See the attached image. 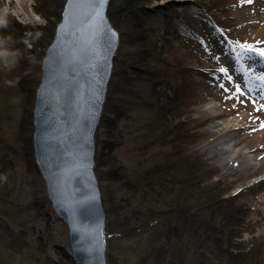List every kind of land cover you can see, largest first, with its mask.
<instances>
[{"label": "trees", "instance_id": "16d2710c", "mask_svg": "<svg viewBox=\"0 0 264 264\" xmlns=\"http://www.w3.org/2000/svg\"><path fill=\"white\" fill-rule=\"evenodd\" d=\"M154 1L160 0H110L107 8L109 19L119 31L120 44L95 136L96 175L116 185L117 190L104 188L105 235L109 238L114 232L142 229L146 232L143 238L148 240L149 264H203L199 261L202 255H196L195 260L192 255L198 249L206 253L210 243L217 248L224 241L227 247L244 226L247 210L242 206L230 212L221 206L211 210L206 205L202 210L198 205L189 207L190 197L192 203L200 197H210L202 193L206 185L198 183L201 162L196 161L195 170L187 162L188 130L183 116L186 93L177 79L189 70L181 60L184 52L203 57L204 48L196 45L195 39L202 43L203 34L226 24L213 11L224 2L165 0L155 6ZM63 2L34 0L35 12L45 18L44 23L35 25L22 24L6 9L0 10V45L9 46L7 41L11 42L9 49L18 60L22 89L30 84V63L26 60L32 61L28 56L36 53L33 61L39 71ZM222 32L227 37V32ZM24 39H29L32 47L26 48ZM210 48L218 53L215 45ZM34 80L37 84L38 78ZM33 94L32 89L31 105ZM28 114L32 121L31 112ZM126 142L130 147L125 154ZM32 163L36 167L34 159ZM211 175L212 172L202 175L201 182ZM221 195L218 192L216 199H221ZM214 199L209 203L214 204ZM0 231L8 239L5 242L9 249L23 252L28 245L22 231H13L1 217ZM30 250L31 260L61 264L45 253L43 243ZM62 252L69 256L64 249ZM186 254L194 262L186 260ZM229 257L235 262L243 259L240 253L231 251Z\"/></svg>", "mask_w": 264, "mask_h": 264}, {"label": "rangeland", "instance_id": "374dc122", "mask_svg": "<svg viewBox=\"0 0 264 264\" xmlns=\"http://www.w3.org/2000/svg\"><path fill=\"white\" fill-rule=\"evenodd\" d=\"M221 1L223 5L213 11L226 24L218 25L217 29L213 27L210 34H203L202 43L195 39L196 45L202 44L204 48L203 57H191L184 52L181 60L189 70L177 79L183 83L186 93L183 116L188 130L187 162L194 170L198 167L196 161L201 162L198 183L206 185L202 193L210 197H200L196 203H192L190 197L188 203L193 208L198 205L200 210L203 205L208 210L221 206L228 212L242 206L247 213L244 226L240 227L242 231L229 240L228 248L224 241L219 243L218 249L210 243L206 253L198 249L192 256L195 260L196 255H202L199 261H204L203 264H264V127L261 126L264 123V88L256 79L264 73V57L258 54L237 57L241 51L239 46L244 42L256 47L264 44V32L260 28L264 23V0ZM33 4L34 0H0V10L6 9L22 24L44 23L45 18L35 12ZM20 6L22 11L19 13L17 8ZM29 10L38 15V20L26 15ZM222 31L227 32V37L221 35ZM28 40L24 39L26 48L32 47ZM7 44L11 46V42L7 41ZM214 45L217 54L210 48ZM9 46L0 47V217L13 231H22L28 245L23 252L9 249L5 242L8 239L2 237L0 231V263L41 264L31 260L29 252L38 243H43L45 253L52 259L61 264H78L69 254L66 224L52 209L43 178L32 163V121L28 112L32 109L34 79L40 73L33 61L37 54L30 53L28 57H32V61L26 60L30 63V84L22 89L18 81V60L11 55ZM222 67L228 68L233 77L231 81L220 71ZM246 69L251 71L246 72ZM237 83L244 89L243 94H237L239 99L232 95ZM206 103H212L215 112H211ZM230 119L234 124H230ZM219 136L231 137L226 149H219V145L213 143ZM129 147L128 142L123 145L125 154ZM253 152H259L257 159L245 157L246 153ZM211 172L212 175L201 182L202 175ZM98 181L103 197L106 186L116 190V185L111 182ZM218 192H222L221 199L215 197ZM213 197L216 201L210 204ZM103 202L105 206L104 199ZM144 232L137 228L133 233L114 232L109 238L106 236L107 263L149 264L148 240L143 238ZM62 249L69 256H65ZM230 251L240 253L243 257L240 263L230 261ZM192 256L186 254V260L193 261Z\"/></svg>", "mask_w": 264, "mask_h": 264}, {"label": "water", "instance_id": "95a60500", "mask_svg": "<svg viewBox=\"0 0 264 264\" xmlns=\"http://www.w3.org/2000/svg\"><path fill=\"white\" fill-rule=\"evenodd\" d=\"M95 3L64 0L40 61L31 110L33 158L51 207L66 224L69 254L78 264H108L95 135L119 32L107 14L109 0L102 16Z\"/></svg>", "mask_w": 264, "mask_h": 264}, {"label": "snow or ice", "instance_id": "6c2138e0", "mask_svg": "<svg viewBox=\"0 0 264 264\" xmlns=\"http://www.w3.org/2000/svg\"><path fill=\"white\" fill-rule=\"evenodd\" d=\"M71 2V0H70ZM107 2V0H97V3L93 4L92 7L96 9L97 15L102 16L103 14V7L104 4ZM248 2H251V0H248ZM241 51L237 53V57L243 56V57H249L253 54H258L261 57H264V47H256L254 44H249L247 42H244L240 44ZM221 72L226 74V78L231 81L233 79L232 75L229 73L228 68L222 67L220 69ZM250 69H246V72H250ZM257 80L261 82V87L264 88V73H261L256 77ZM221 87H224V85H221ZM247 87V85H245ZM244 89L241 87L239 83L235 84V92L232 93L233 96H236L237 99H239V96L237 94H243ZM229 98V97H226ZM253 103H255V100H253ZM264 107V105H262ZM264 127V123L261 125Z\"/></svg>", "mask_w": 264, "mask_h": 264}, {"label": "bare ground", "instance_id": "6f19581e", "mask_svg": "<svg viewBox=\"0 0 264 264\" xmlns=\"http://www.w3.org/2000/svg\"><path fill=\"white\" fill-rule=\"evenodd\" d=\"M17 11L19 13H20V11H22L21 6L19 8H17ZM29 12H30V14H29ZM29 12L26 13L27 16L30 15L33 19L38 20V15H36V13L34 11L29 10ZM260 28L263 29V32H264V23H263V26H261ZM262 47H264V44H262ZM206 107L208 109H210L211 112H215V108H214V105L212 103H206ZM231 120L232 119H230L228 121H231ZM230 124H234V122L231 121ZM227 137H228V139L223 138V136H219V137L214 139L213 143L215 145H219V147H218L219 149H223V148L226 149V147L230 144V138H231L229 136H227ZM258 156H259V152L246 153V155H245V157L249 158L250 160L257 159Z\"/></svg>", "mask_w": 264, "mask_h": 264}]
</instances>
